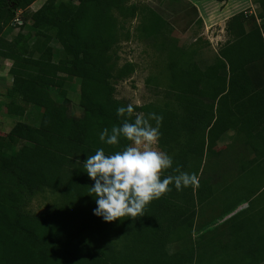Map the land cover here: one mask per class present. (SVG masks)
<instances>
[{"label": "trees", "instance_id": "16d2710c", "mask_svg": "<svg viewBox=\"0 0 264 264\" xmlns=\"http://www.w3.org/2000/svg\"><path fill=\"white\" fill-rule=\"evenodd\" d=\"M34 1L0 0V59L10 61L11 77L3 110L17 119L0 133V264H198L200 254L206 258L203 246L220 242V235L205 237L197 209L210 206L223 217L242 202L247 217L238 222L235 213L226 221L227 234L241 229L236 264H264V199L256 203L264 191V0L256 2L260 22L249 29L242 12L226 20L228 38L203 67L194 59L197 49L178 46L168 23L149 8L127 0H44L23 16ZM136 18L130 35L125 24ZM28 22L33 35L21 31ZM13 27L19 30L6 41L3 32ZM39 28L54 30L56 61ZM130 36L156 43L166 62L148 79L162 98L133 105L129 121L137 113L162 116L156 146L173 163L161 178L179 169L194 174L198 185L177 191L170 184L143 216L104 222L93 215L95 199L87 188L93 182L82 164L97 148L111 154L129 143L107 145L99 133L123 119L116 108L127 104L115 98V84L135 65H117L116 46ZM31 37L39 46L36 56L26 53ZM73 78L79 79L78 117L68 113L64 88ZM50 88L60 102L49 96ZM229 132L251 157L234 161L235 176L217 192L204 166L224 151L216 147ZM45 192L55 197L43 212L21 210L26 197Z\"/></svg>", "mask_w": 264, "mask_h": 264}, {"label": "rangeland", "instance_id": "374dc122", "mask_svg": "<svg viewBox=\"0 0 264 264\" xmlns=\"http://www.w3.org/2000/svg\"><path fill=\"white\" fill-rule=\"evenodd\" d=\"M43 1L35 0L25 10L23 16L28 17V14L37 9ZM256 2L257 0H127V3H135L149 8L161 16L171 27L172 31L170 36L177 41L178 46L184 48L195 47L197 54L194 56V59L200 67L212 62L217 49L228 38L224 27L226 20L230 16L242 12L248 17L245 22L246 29L260 22L256 18L258 12ZM197 9L204 19L202 17L200 18ZM18 17H20V14ZM137 21L138 18L126 22L125 26L130 32V35L134 34V27L137 25ZM18 24H20V21H18ZM18 30V27H15L12 34L9 33L4 38L7 41L11 40L12 35ZM39 30L45 34L46 43H44H49L52 46V59L56 61L60 53V48L53 39L54 30L51 28H39ZM21 31H28L33 35L36 30L31 28L28 22ZM34 40V37H31L29 40L27 39V44L30 47L26 53H31L33 56H36L37 51H39V46H34ZM149 42H140L134 36H130L127 41L121 40L116 46L119 59L117 65H121L124 62H132L135 65V70L129 77L115 84L114 96L122 103H131L132 105L140 106L150 102L156 103L162 98V94L155 89L153 83L148 82V79L160 74L164 70L166 55L165 52H160L156 49V43L152 44V42ZM9 65L10 61L0 59V133L2 134H6L14 121L17 120L16 118L6 116L3 110V103L6 101L5 91L11 83V77L7 73ZM2 68L4 69L2 70ZM64 88L66 97L69 99L68 113L78 117L81 114L80 107L78 106L79 79L73 78L71 81H67ZM48 94L55 102H60L62 99L57 94L55 88H50ZM31 111L28 108L27 113ZM223 148L224 151L220 150L219 157H214L205 162L203 173L204 176H212L215 179L217 192L235 176L237 172L236 162L239 159H249L251 157L249 150L239 144L232 143V133L230 132L221 138L216 150ZM235 160L236 162H234ZM230 175L231 178L229 177ZM242 195L241 193L240 196ZM54 197V195L46 192L36 194L32 197H26L23 200L21 210L29 214H39L52 205ZM262 198L264 199V191L256 199V203L262 201ZM247 208V203L242 202L236 209L223 217H219L217 211L214 212L210 206H203L197 209L195 221L198 226L201 223H206L201 229L205 237L217 232V235H220L219 241L221 242L214 241L207 246H203L206 249V258L203 259L204 256L200 254L198 259L200 263L198 264H236L238 245L240 244L237 240L241 238L238 235L241 229L233 228L234 233L227 234L226 227H228V223L226 221L235 213H239L238 222L243 220L248 215ZM202 232L195 233L194 237L200 235ZM208 249L211 250L208 251Z\"/></svg>", "mask_w": 264, "mask_h": 264}, {"label": "clouds", "instance_id": "9594fccd", "mask_svg": "<svg viewBox=\"0 0 264 264\" xmlns=\"http://www.w3.org/2000/svg\"><path fill=\"white\" fill-rule=\"evenodd\" d=\"M132 113L131 103L117 107V117H123L121 123L99 133V140L107 145H117L120 139L128 141L123 150L105 154L103 148H97L82 164L84 173L93 182L87 187L89 196L95 199L93 215L104 222L143 216L149 202L171 191L170 184L177 191L198 185L194 174L179 169H173L178 174L161 178L162 171L173 163L169 154L156 147L162 116L148 113L145 117L137 113L130 122Z\"/></svg>", "mask_w": 264, "mask_h": 264}, {"label": "crops", "instance_id": "0c3cea01", "mask_svg": "<svg viewBox=\"0 0 264 264\" xmlns=\"http://www.w3.org/2000/svg\"><path fill=\"white\" fill-rule=\"evenodd\" d=\"M197 11H198V15L200 16V18L202 17V14L200 13V11L197 9ZM203 18V17H202ZM204 19V18H203ZM21 23V22H20ZM15 27H13V29H14ZM13 29L12 28H9V29H6L4 32H3V35H2V37L4 38L5 37V35H8L9 33H11L12 34V32H13ZM7 32V33H6ZM13 36V35H12ZM5 39V38H4ZM6 40V39H5ZM7 41V40H6ZM5 61V60H4ZM3 64V63H2ZM0 69H1V66H0ZM4 68H2V70H3ZM8 70V69H7Z\"/></svg>", "mask_w": 264, "mask_h": 264}]
</instances>
